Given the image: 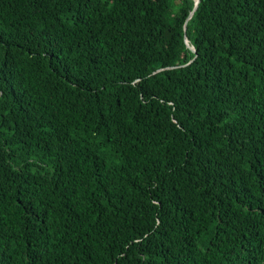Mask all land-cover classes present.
<instances>
[{
  "label": "trees",
  "instance_id": "1",
  "mask_svg": "<svg viewBox=\"0 0 264 264\" xmlns=\"http://www.w3.org/2000/svg\"><path fill=\"white\" fill-rule=\"evenodd\" d=\"M195 5L0 0V264H264V0Z\"/></svg>",
  "mask_w": 264,
  "mask_h": 264
},
{
  "label": "water",
  "instance_id": "2",
  "mask_svg": "<svg viewBox=\"0 0 264 264\" xmlns=\"http://www.w3.org/2000/svg\"><path fill=\"white\" fill-rule=\"evenodd\" d=\"M195 2H196V5H195V10H196L197 7H198V5H199V3H200V0H195ZM193 14H194V11L191 13V15H190L189 18H191L193 16ZM185 30H186V26H185ZM185 40H186V43H187L188 47H190L189 46V41H188L187 37L185 38ZM191 49L195 52V49L194 48H191Z\"/></svg>",
  "mask_w": 264,
  "mask_h": 264
}]
</instances>
